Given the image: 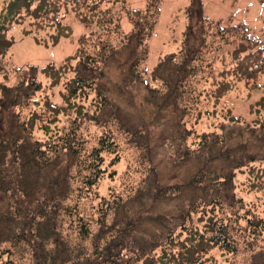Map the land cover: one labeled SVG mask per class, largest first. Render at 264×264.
I'll use <instances>...</instances> for the list:
<instances>
[{
  "label": "trees",
  "instance_id": "1",
  "mask_svg": "<svg viewBox=\"0 0 264 264\" xmlns=\"http://www.w3.org/2000/svg\"><path fill=\"white\" fill-rule=\"evenodd\" d=\"M57 1L9 0L0 12V56H5L14 44V40L6 35L13 23L19 22L24 13L38 19L50 18L52 12L58 11ZM71 1L78 6L75 10L81 17L82 10L94 13L100 11L104 3H121L130 30H123L118 47L101 40L97 55L76 53L69 58L78 60L76 66L71 64L68 68L66 64L58 66L54 62L42 67L31 65L21 73L17 84H0V192L8 199L7 204L0 207V252H4L1 246L5 242L25 240L33 246L32 263L46 264L49 259L51 262L57 260L60 253L65 252L60 222L68 217L71 224H76L82 238L93 234V223L86 219L81 204L106 172L103 153L110 151L114 155L112 161L115 159L116 163L120 152L114 132L108 131L100 139V146L87 150L85 141L78 135L82 126L77 120L80 115L101 121L103 125L112 121L119 124V132L129 135L133 143L137 142L134 135L146 137L148 126L166 128L169 131H161L181 145L179 156L191 165L188 178L176 184L163 182L167 176L156 170L157 187L152 185L148 195L164 205L154 219L160 233L155 246L160 247L158 254L152 252L155 249L150 251L153 256L146 262L158 257L161 264H206V254L215 247L227 254H235L238 251L236 229L258 235L264 241V216L257 213L255 205L235 192L238 172L244 168L255 172L254 164L264 163V115L260 117L264 96L256 104L261 118L256 122L258 128L233 115L227 105L234 90L260 87L259 77L264 72V38L253 34L247 24L240 23L233 28L240 34L239 38L229 41L231 29L222 22L207 20L202 1L192 0L187 10L188 27L180 47L149 68L148 41L159 18L161 8L158 3L130 11L123 7L126 0ZM123 17L119 16L117 28L123 29ZM86 20L82 17V22ZM66 28L55 35L52 45L70 35ZM119 53L125 57L127 68L115 72L111 64ZM144 62L146 66L141 71ZM66 69L76 73L64 82L67 105L58 106L47 99L44 107L52 120L71 108L77 112V117L68 129L51 135L48 141L35 140L32 131L40 114L32 111L28 119L21 121L14 110L38 104L33 98L42 90L40 74L57 85L65 77ZM141 73L148 92L139 102L130 96L132 89L129 88H136L138 82L134 79ZM90 93H95L93 100L99 114L85 111L84 105L72 103L73 98ZM116 95L121 96L120 101L116 100ZM127 95L130 102L123 107L121 101ZM218 112L223 116V123L216 130L194 131L199 122L201 124L206 117ZM192 134L197 140L192 143L194 147L187 143ZM179 162L172 161L169 170L173 163L176 167ZM151 169L155 175L156 168ZM261 169L263 175L257 178L264 176V167ZM173 200L177 202L175 206L170 204ZM16 202L20 205L19 216L26 220L23 227L19 226L23 233L17 230L18 226L12 225V217L6 218L7 208ZM109 205L112 206L109 201L105 202L102 209L107 211ZM122 205V201L116 199V209ZM40 251L44 254L40 255ZM95 252L101 258V264L133 262L132 259L122 260L120 252L114 253L107 244L97 246ZM142 252L146 253L144 249ZM85 264L98 262L87 259Z\"/></svg>",
  "mask_w": 264,
  "mask_h": 264
},
{
  "label": "rangeland",
  "instance_id": "2",
  "mask_svg": "<svg viewBox=\"0 0 264 264\" xmlns=\"http://www.w3.org/2000/svg\"><path fill=\"white\" fill-rule=\"evenodd\" d=\"M8 1L0 0V12ZM201 1L203 15L207 20L222 22L231 29L232 35L229 41L239 38L240 34L233 28L240 23L247 24L251 27L253 34L264 38V0ZM149 3H158L161 8L154 33L148 41L147 66L153 68L160 58L175 52L180 47L189 23L187 10L193 2L192 0H126L123 7L130 8V11L133 9L143 10ZM57 4H59L58 11L52 12L50 18L38 19L24 13L19 22L13 23L7 31V37L13 39L14 44L5 56H0V84L5 83L10 86L17 84L21 73L29 69L31 65L42 67L54 62L58 66L66 64L68 68L71 67V64L76 66L78 60L69 59L76 53L97 55L101 40H107L114 47H118L121 45L123 30H130V23L122 14L121 3L115 5H112L111 2L104 3L101 5V10L94 13L82 10V17L87 18L85 22H82L81 15L75 10L78 7L75 2L58 0ZM119 16L123 17V19L121 18L123 29L116 26L117 20H120ZM65 27H67L65 31L70 32V35L61 37L56 45H52L55 35L62 32ZM232 46L228 45V47ZM145 66L146 62L140 66L141 71ZM122 67L127 68V63L125 57L123 58L119 53L111 64V68H114L112 70L116 72ZM75 75L73 69H66L62 81L53 85L49 77L40 74L38 79L41 81L42 90L37 92L33 98L38 104H30L28 107L14 110L21 121L28 119L34 112L40 114L32 131L35 140L48 141L51 135L56 136L57 133L68 129L77 117V112L71 108L62 111L56 120H52V116L44 107L47 99L58 106L67 105L64 82L72 79ZM260 75L258 81L260 87L247 90L244 87L239 88L231 92L227 100V105L233 115L240 117L249 126L257 128L259 125L256 122L261 120L264 115V109L260 107L261 118L258 117L259 107L256 105L264 96V72ZM139 76L134 79L135 82H138L136 88L130 87L129 89H132L130 96L133 95L141 102L148 89L142 82L145 78L144 74L141 73ZM145 76L151 80L149 76ZM94 97L95 93L79 95L72 99V103L84 105L85 111L99 114L93 100ZM128 97L127 95V98L122 99L123 107L127 102H130ZM115 98L117 101L121 100L119 95H116ZM127 110L129 112V109ZM77 120L82 124L78 132L79 139L85 141L87 150L98 146L100 139L105 137L107 131L114 132L120 158L114 163L115 159L112 161L114 155L110 151L106 150L103 153L106 172L89 197L84 199L81 204L86 219L93 223L91 225L93 234L84 239L78 234L76 224H71L69 217L62 220L60 222L62 227L59 228V231L65 242V252L63 254L61 252L60 257L55 261L52 260L53 262L49 259L46 264H85L87 259H93L101 264L102 260L95 251L97 246L105 244L114 253L120 252L122 260L132 259V264H161V261L157 260L158 257L146 262L147 258L153 256L150 253L151 250L155 249L152 252L159 253L160 246H155V244L159 242L157 237L160 236V233L159 228L154 224V219L164 207L161 202L156 201L148 193L152 185L157 187V169L167 176L162 179L163 182L176 184L180 180L188 178L190 173L188 169H191V165L188 161L183 162V157L179 156L181 145L178 146V143L174 142L169 134L167 136L163 133L161 130H165V132L169 130L162 127L148 126V132H150L145 133L146 137L134 135L137 142L133 143L129 135L119 132L121 131L120 125L113 121L108 125H103L101 121L82 115ZM199 123L194 129L196 133L212 132L223 123V116L218 112L217 115L206 117L201 124ZM196 142L193 134L187 141L188 145ZM188 145L186 144V146ZM194 146L192 145V147ZM175 160L181 162L176 167L173 163V168L169 170L172 161ZM254 165H256L255 172H250V168H244L238 172L235 179V192L245 201H250L252 205H255L257 213L263 217L264 176L260 178L257 176L263 175L261 168L264 167V163L256 162ZM152 167L156 168L155 175L152 173ZM254 184L256 186H253ZM174 198L178 201L177 195H174ZM116 199L123 203L117 209L115 207ZM176 200L171 201L170 204L175 206ZM7 201L5 195L0 192V207L3 208ZM107 201L112 206H107L106 211L102 207ZM19 208L20 205L17 202L7 208L6 218L12 217V225L23 227L26 220L19 216ZM163 221L166 223V219ZM20 227L17 230L23 233ZM234 233H236L235 238L238 242L237 253L227 254L215 247L206 254V264H263L264 241L262 238L240 229L239 231L236 229ZM1 248L4 252H0V264H34L32 263L33 246L25 240L5 242ZM143 249L146 251L145 254L142 252ZM39 253L40 255L44 254L41 251Z\"/></svg>",
  "mask_w": 264,
  "mask_h": 264
}]
</instances>
